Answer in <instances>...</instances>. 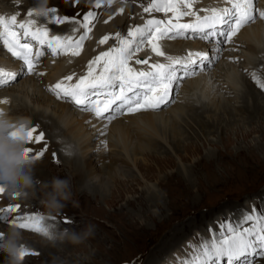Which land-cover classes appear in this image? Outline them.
<instances>
[{"label":"rangeland","instance_id":"obj_1","mask_svg":"<svg viewBox=\"0 0 264 264\" xmlns=\"http://www.w3.org/2000/svg\"><path fill=\"white\" fill-rule=\"evenodd\" d=\"M105 1L108 0H100L103 7H106L103 13L107 11L106 13L108 15L110 12L115 11L119 6L127 8L131 5L125 2H118L111 6H107ZM144 1L148 0H139V2L135 3V11L140 12L142 10V4ZM224 1L221 0V2ZM260 2L261 0H259V4ZM9 3L0 0V14L4 11L3 15H7V13L9 15L11 14L10 12L13 11L12 15L19 13L17 22H23L29 19L27 15H24V13L28 12L24 10V7L32 6L33 8L34 0H10ZM89 3L96 6V0H49L47 8H55L57 10L55 15L61 18L64 17L63 13L72 15L74 13H80V15L83 16L89 9ZM91 12H93V10ZM96 13L97 12H95V16ZM103 13L99 15V17H101L97 18L95 24H89L91 31L87 33V39L83 41L80 50L90 47V43L88 42L99 34V30L102 27L109 24L108 22H110V20L106 19L108 15H103ZM133 13H129V19H132L134 15ZM143 13L145 12L143 11ZM206 13L207 12H202V14ZM170 14L171 13H168L167 15L170 16ZM156 15L166 16L163 12L156 13ZM126 16L127 14L123 15L125 18ZM138 16L140 17L141 14ZM150 16L149 18L154 17L153 14ZM31 18L36 20V26L40 23L46 27H54L47 22H41L40 19H36L34 16ZM191 21H193V19H191ZM78 22L79 23L73 19H68L65 23L57 24L58 28H61L62 25L69 24L74 26L75 30L54 35L64 37L66 36L65 33L68 35V32H71L73 38H76L73 40H78L79 36H82L83 32L85 33V30L79 26L80 23L84 22L83 19L80 18ZM260 23L263 22L260 19H257L254 23L246 25V27H251ZM129 26H127V28H129ZM53 31L56 32L55 30ZM78 32L81 33L76 35ZM115 32L117 33L118 30ZM116 33L106 32L105 35H100L97 39H103L105 36H108V40H110L109 42L112 43L111 39L116 37ZM118 33H121L123 37L124 35H127V32L125 33L121 28ZM236 38L237 40L234 39L231 44H225L223 50L219 53L215 51L216 45L213 40L205 41L199 36L191 35H189V38L187 39H173L174 41H184L186 45L187 43L194 42V44H197L199 47V50L196 49V51H202V49H204V52H209L211 59L206 65L201 66L202 70L201 72H198V76H194L191 79L186 78L182 82L179 88L176 89L174 99L170 105L161 111H166L165 113H168L172 108L179 105L178 100L182 96V91L185 86L189 84L188 82L190 80H193L196 77L210 76L212 72L221 69L223 65H225V62H227L230 67H226L229 72V77L225 74L223 75V71L222 73L217 72L220 76L223 75L222 82L219 81V84L222 83L223 85L220 84V86L223 87L226 85L224 87L226 89L223 88L220 95L225 99L230 98L231 100H235L240 90L245 87V78H243V73L238 67L239 65L243 66L246 63L242 61L244 59L241 60L236 56V58H234L235 60L232 59L234 66H231L229 64L230 61H227L226 56L232 53V55L238 54L239 56L243 55L248 58L249 56L253 57L251 53L247 52L248 49L244 41L242 39L238 40V37ZM165 41L167 43L171 40ZM117 45L118 41L110 46H112L111 48H114ZM146 45L147 44L145 43L141 47L143 50L140 49L137 51L133 58L139 56L141 52H145L144 54H146L149 49L144 50V48L147 47ZM210 45H213L214 47L212 48ZM210 49L211 51H209ZM216 53L220 54L218 58L215 57V55H217ZM224 54H226V56ZM63 57L65 56L60 55L53 60L61 62L63 61ZM213 57L214 60L212 59ZM45 61V59L41 60L43 66L39 68V72L44 74L38 76L35 75L33 77H36L35 85L38 86L39 91L45 96H49L53 94L47 92L48 86L54 85L53 83H50L49 77L53 76L55 71L48 70ZM247 64L252 63L249 61ZM235 65L237 66L235 67ZM64 70H66V68ZM73 73L76 72L74 71L71 74ZM250 73L252 74V71H245L247 77L257 75L256 72L252 75ZM30 76L27 74L25 75V72H22L17 76L16 80L9 83V85L0 86V94H2V92L9 93L10 91H15L16 93L9 98L10 104L7 103V109L5 111L12 118L30 117L29 115H26L27 113L23 114L22 111H20L21 105H23L24 96L28 99L24 98V100H27L31 108H44L43 110L48 113H51L53 109H45L46 107L39 106L36 96L34 95V88L32 87L34 82L31 80ZM256 79L260 80L258 76ZM26 80L27 82L30 80L29 83H31V87L28 88V93L20 88V85H22L23 82H26ZM227 81H232L237 85L236 92H233L231 88H229ZM249 81L253 85L256 84V80L254 79H250ZM68 83H75L74 79ZM211 83H213L212 80ZM214 87L216 86L214 85ZM256 88L260 89L259 86H256ZM210 89L207 95H209L211 97L210 100H212L215 95V93L214 95H211L213 94V86H210ZM261 92L264 94L263 90H261ZM39 97H41L40 94ZM61 101L64 102L66 106H70L69 101ZM193 101L190 98L189 104L194 102L197 104V101ZM232 104L233 107L234 105H237L235 102H232ZM71 107L73 108V106ZM75 109L78 110L77 108H74V111H76ZM183 109L185 110V113L178 120V123L179 125H182L180 126L182 127L181 130H185L182 131L181 135L177 138L178 141L181 140V148L179 151H175L176 148L173 149V145L169 146L164 141V137H167L169 141L168 133L171 128L169 123L157 124L159 126L161 125L162 129L158 127L157 130L150 128L149 131L148 129L138 131L143 139L148 136L160 141L158 136H163V141L160 145H151L150 147L153 149H147V151H144L142 154L133 156V151L129 146L117 141L116 148L111 147L108 140L110 133H107L103 135V141L101 144L100 141L97 140L95 148L86 150L87 152L84 151V154L82 153L77 159L78 162L72 164H70V162L75 158L73 153L71 156L69 153L70 150L67 148L65 149V146L61 145L60 141H58L60 139L59 137L57 139L53 135L54 139H56L55 141L50 137L56 145L60 144L63 146V154L66 152V154L68 155L69 153L70 156H68V161L65 160V158V161H63L62 158L58 159V153L56 149H53L55 150L54 154L45 155L41 158V162H43L46 168V177L39 176L38 178L41 181H45L50 180L54 176H60V174L63 173L60 177H68L72 183L71 200L67 202V206L61 211L52 213H49L48 210L41 205L38 197H22L17 199L9 197L10 202L7 203V206L12 207L17 204L20 206L23 205V207H21L22 214L19 213L18 218L23 219L24 223L30 222H25V217L44 215L47 219L46 223L50 226L57 227L54 224L56 222V224L60 226L59 228H68L80 232L86 226L92 225L94 226V232L80 244H71L67 241H57L58 243H61L60 249H62L63 245L71 246H68L67 249L62 250L61 252L59 251L57 256L53 255L51 258L49 250L43 248L44 243L42 242H49L54 247L56 244L50 242L41 233L34 232L30 228H20L18 227L19 223H16L18 230L22 234V243L27 248L26 255L22 258L24 259V263H22L168 264V262H170V264H179V259H186L190 254L189 245L195 244L197 240L211 239L213 235H219L221 221L228 222L230 220L236 222L243 213L251 212L253 208L258 212L264 211V121L261 120L259 121L260 123L254 126L260 128L261 132H254L247 139L244 136V133L248 130H252L251 126L249 127L248 124H244L243 122L229 124L227 120L224 121L218 119L219 123H210L212 127L211 130L208 129V131L204 127L201 128L200 124L198 125V122H189L188 118L191 116V112L185 107H183ZM13 110H15V112H12ZM161 111L153 112L161 113ZM79 112L84 115L90 114V112L85 111H78V113ZM227 112L230 111L227 110ZM78 113L75 114V112H72L73 115H77ZM185 115L187 117H185ZM121 116L122 115H118L116 118H121ZM184 118L186 119L184 120ZM219 118H223V114ZM215 119L217 118L214 117V120ZM237 119H240V116ZM40 125V122H37V128H39ZM183 125H185V127H183ZM41 129L44 133H48V135L49 133L51 134V131L46 129L43 124ZM180 137H182V139ZM171 141H173L172 138ZM98 142L99 144H97ZM192 145H194L198 151H190L188 147ZM121 147L123 148L121 149ZM124 149L128 150L127 152L130 153V155H127V152L124 151ZM148 154L155 155L154 157H156V159L149 157ZM82 155L87 157L89 161L91 160V168L94 169L96 175L100 174L99 171L101 169H105L108 165L113 164L114 168L112 170L117 173L119 181H113V179L109 180L108 175L106 176L105 174L107 184L103 194H99V196L95 197V193L93 194V192L86 189L84 191V188L82 187H85L86 182H79V179L87 172ZM166 158H171L174 164H169L168 166L163 167L160 164V160ZM157 159L159 161H157ZM61 162L63 163V165L61 164V168L63 169L55 170V166H59L58 164ZM66 163H68V167L66 166ZM79 168H83L84 171L80 172L78 170ZM75 169H77V173L74 171ZM107 170H109V168ZM120 182H122L124 186H122ZM132 184H134L136 188L135 192L129 191V186ZM149 193L158 195L161 198L160 201L155 203L154 201H149ZM144 197L146 198V202L142 203ZM19 200L20 203L16 202ZM157 204L161 206L162 209H158ZM4 224H6L4 221H0V229ZM168 244H170V246ZM167 247L169 248L168 250ZM155 248H159V250L156 252ZM179 251H181V254L179 255L181 257L178 260H174V256L176 257L178 255L177 252ZM171 252L173 253L172 256L167 258L168 254ZM183 254L185 255L182 256ZM1 256L4 257L2 252H0V257ZM56 257H58V260H56ZM254 264H264V258H256Z\"/></svg>","mask_w":264,"mask_h":264},{"label":"snow or ice","instance_id":"obj_2","mask_svg":"<svg viewBox=\"0 0 264 264\" xmlns=\"http://www.w3.org/2000/svg\"><path fill=\"white\" fill-rule=\"evenodd\" d=\"M112 0H108L110 4ZM196 0H150L143 8L145 13H171L167 19L149 18L142 26H136L127 32L126 37L116 34L118 45L109 51L102 52L88 64L87 73L80 76L75 83H68L73 76L64 77L54 85L48 86V91L57 99L69 101L74 107L93 113L101 120L111 121L117 115L136 113L140 111H161L168 107L174 99L177 88L186 78L197 75V70L206 65L211 59L209 52H188L183 57L165 56L160 41L173 39H187L189 35H197L202 40H214L215 51L223 50L224 44L232 43L233 37L240 30L257 19L264 20V10L255 8L253 0H225L230 7L202 9L208 14L201 16L192 10ZM96 7H100V0H96ZM186 9V10H185ZM55 8H47L39 13L31 9L27 12L29 19L17 23L19 13L10 17L0 16V43L11 55L23 62L22 72L43 75L37 72L36 66L44 56L42 47L46 46L50 54H80L83 41L91 31L89 24L95 17L94 12H88L83 17L80 27L85 30L78 40L69 36L53 35L49 37L47 27L36 26V20L31 17L49 16L48 23L62 24L67 17L55 15ZM123 11V9H121ZM193 17L190 23H182L183 17ZM79 23V22H77ZM222 39H216L217 37ZM24 40L22 43L21 40ZM109 39L105 36L99 41L104 44ZM40 47L33 54V44ZM151 47V51L158 57H165L167 63H153L150 70L138 71L129 65L134 54L144 44ZM211 51V49L209 50ZM136 64L148 65V59H137ZM97 73V66H101ZM17 73L0 68V86H6L15 81ZM257 85L264 89V82L256 79ZM103 96V100L94 97ZM6 103V101H0ZM25 155L36 161L49 151L43 131L30 128L25 135ZM42 145L33 149L27 145ZM31 154V155H30ZM0 193L3 188L0 187ZM17 204L0 212L14 213L18 211ZM3 218V217H0ZM29 223H21L20 228H30L41 233L38 216L25 217ZM247 225V226H246ZM189 255L186 259H179V264H254L256 258H264V211L255 208L251 212L241 215L238 221L220 222L219 235L211 239L197 240L189 245ZM26 253L22 252V258Z\"/></svg>","mask_w":264,"mask_h":264},{"label":"bare ground","instance_id":"obj_3","mask_svg":"<svg viewBox=\"0 0 264 264\" xmlns=\"http://www.w3.org/2000/svg\"><path fill=\"white\" fill-rule=\"evenodd\" d=\"M4 1H7L8 3L10 2V0H4ZM262 1L264 3V0H262ZM89 5L92 6L91 11L93 10L94 13L97 12L96 15L97 14L99 15L100 12L102 11V8H100V7H96L95 5L93 6L90 3H89ZM256 6H257V3H256ZM224 7H230V5H228L227 3H221V2H219V5H217L216 3L213 2V3H208L206 5H203L200 9L201 10L202 9H211V8H218L219 9V8H224ZM24 8H25L24 10L29 11V10H31L32 6L24 7ZM262 10H264V5L262 7ZM12 12H10L11 14H9V15H12ZM114 12L115 11H112L109 14V15H111L109 24L102 27L99 30V34L94 39H92L90 42H88V43H90V47H88L86 49L83 48V50H80V54L78 56L74 57L69 52V53H67V55L62 54L65 56L62 58L63 59V61H61L62 63L54 61L53 59H55V58L53 56H51L50 61H47V60L45 61V64H46V67L48 68V70L55 71V74L53 75V73H52L53 76L50 75L51 77H49V81L51 84L52 83L55 84V83L61 81L64 77L72 75L71 73L74 71L79 75V77L85 75L87 73V70H88L89 62L92 61L95 57L99 56L102 52L109 51L112 47L110 45H114V42H117L116 39H113V40H111L112 43L105 42L104 44H101V43H99V41L101 39H97L100 35H105L106 32H114V34H115L116 33L115 31L118 30V32H119V29L122 27L123 24H125L126 27L130 25L129 28L139 26V20H140L141 16L140 17L138 16V18L137 17L135 18L134 24H130V23H128L129 22V18H128L129 14H127V16L125 18V17H123V15H125L124 14L125 11H121L119 14H114ZM202 12H205V11H201V13ZM15 13H17V12H15ZM133 14H136V12ZM139 14H141V13H139ZM0 15H2V14H0ZM7 15H8V13H7ZM34 17L36 19H40L41 22H47V23H48V20L50 18L49 16H39L38 17L35 15H34ZM157 19H164V17L157 18ZM191 19H194V18L190 17L188 22H190ZM143 21L141 20L140 22H143ZM261 21L263 23L255 24L251 27L244 26L245 28L243 27L239 32L240 36L238 35V40L242 39L244 41V43L246 44L247 49H248L247 52L251 53L253 55V57L249 56V58H248V57H245L243 55L239 56L238 54L232 55V53L228 54L227 56H226V54H224L226 56L227 61H230L229 64L231 66H234L232 61L235 60L234 58H236V56H238L237 58H239L241 60L244 59L242 61H244V63H246L243 66L239 65V67H238V69L241 70V72L243 73V78H245V87L242 90H240L238 95L236 94L237 97L235 96L236 97L235 100H231L230 98L225 99L224 97H222L220 95V93L222 92L223 88L226 85L223 87L220 86V84L221 85H223V84L222 83L219 84V81L222 80V76L224 74L227 77H229V72L227 71V68L229 66H228V63L224 61L226 66L223 65V67L221 69H219V70L217 69L215 72H212V74L210 76L204 75L205 77H196L195 79L190 80L191 78H193V77H191L190 79H188V80H190L189 82L187 81L189 84L186 85L182 91V96L178 100L179 105L175 106V108H172V110H170L168 113H165L166 111L165 112L161 111V113H156V112L147 110V111H140V112H138V114H135V115L134 114L130 115V116L122 115L123 117L121 116V118H115L111 121L101 120V119L96 118L93 113L84 115L81 112L78 113V111H82L78 108H77L78 110L75 109L76 111H74V108H76V107H74L71 102H69L70 106H66L64 104V102H62L60 99H57L54 95L45 96L41 91H39L38 86L35 85L36 84V79H35L36 77H33V76H35L33 74L30 77H31V80L34 82L32 87L34 88V90H33L34 95L36 96V100H37L39 106L46 107L45 109H50V108H53V109H52L51 113H48L47 111L43 110L44 108L43 109H37L34 107L31 108L29 106V103L27 102L28 99L24 96V98L27 100H24V98H23V105H21L20 111H22L23 114L27 113L26 115L30 116L29 118H30L31 122L29 125V129L32 127L37 128V122H40L41 125L39 128H37L38 131H42V129H41L42 124L45 126L46 129L51 131V134L49 133V135H48V133H45L46 145H44V146H47V148L49 149V151L45 155H50L52 153L54 154L55 150H53V149H56V151L58 153V159L62 158L63 161H65V160L68 161V156H70L69 153L71 154V156L73 153L75 158L73 161L70 162V164L78 162L77 159L81 156V154L84 151L87 152L86 150H90L92 148H95L97 140H99L100 144H101V142L103 141V135H105L107 133H110L108 140H109L111 147L116 148V146H117L116 141L124 143L125 145L129 146L132 149L133 156H137L138 154H142V153H144V151H147V149H153L150 146L151 145H154V146L160 145L163 141V136H160V135L158 136L160 141H157L153 137H148V136H146V138L143 139V138H141V134L138 131L145 130V129H148V131H149L150 128L157 130L158 127L161 128V125L160 126L157 125L160 123H164V124L169 123V126L171 127L169 129V133H168L169 141H168L167 137H164V139H165L164 141L169 146L173 145L172 148L173 149L176 148L175 151H179V149L181 148V143H180L181 140L178 141L177 138L181 135L182 131L185 130L184 128H183L184 130H181L182 127H180V126H182V125H179V123H178L179 122L178 120L185 113V110L183 109V107H185L186 109H188L191 112L190 113L191 116H189V118H188L189 122L190 121L198 122V125L200 124L201 128L204 127L206 130H208V129L211 130L212 125L210 123H215V122L219 123V120H224V121L227 120V122L229 124H236L238 122H243L244 124H248V126L249 127L251 126V128H252L251 131L248 130L247 132L244 133V136L248 139V137L251 134H253L254 132H258V133L261 132L260 128H257L254 126L257 125L258 123H260L259 121H261V120L264 121V94H263V92H261V90L264 91V89L256 88V86H258L257 83L255 85H253L249 81L250 79H253V76H251V75L254 72H256L257 75L255 77L257 78V76H258L260 79L259 81L264 82V48L256 47L249 39L250 33H255L256 37L258 39L264 40V20H261ZM181 22L186 23L187 21L181 20ZM51 25L54 26L53 27L54 29H57L58 31H60L62 33L70 31V30H75V27L71 26L69 24H65V25L61 26V28L57 27L58 26L57 23H51ZM123 31H125V33L127 32L126 30H123ZM79 33H81V32H78L76 35H78ZM70 34H72V33L68 32V35H70ZM65 35L68 36L66 33H65ZM82 35H84V32L82 33ZM120 35H122V34L120 33ZM122 37H123V35H122ZM124 37H126V35H124ZM79 38H80V36H79ZM235 39L237 40V38H235ZM109 43H110V45H109ZM160 44L162 46V50L165 53V56L183 57V56H186L187 53L190 51L191 52H197L196 49L199 50V47L197 46V44H194V42L193 43H187V45H186V43L184 41H174V40L172 41L171 40V41L166 43L165 40H162V41H160ZM213 45H214V43H213ZM213 45H210V46L213 48L214 47ZM146 46L149 47L147 53L146 54H144L145 52L144 53L141 52V53L149 61L148 70H150L149 65H151L153 63H167L165 57L156 56L151 51L150 45L147 44ZM147 47H145L144 50ZM229 48H231V47H229ZM232 48H234V47H232ZM141 50H143V48H141ZM200 52H204V49H202V51H200ZM247 52H246V54H247ZM218 56H220V54L215 55V57H217V58H218ZM221 56H223V55H221ZM212 59L214 60V57ZM159 60L162 62H160ZM249 61L252 64H247ZM236 66L237 65H235V67ZM22 67L23 66L17 60L11 59L6 54V52L0 48V68H3L9 72H15V73H17V76H19L22 73V71H21ZM101 67H102V65L97 66V73H99ZM65 68H66V70H64ZM137 68L139 70L140 66H137ZM143 69H145V68L143 67ZM201 70L202 69H198L197 74H198V72H201ZM247 70L252 71V74L250 73L251 77H247L245 75V71H247ZM204 71H205V69H204ZM222 71H223V75L220 76V74H218V73H220V72L222 73ZM206 74H207V72H206ZM36 76H38V75H36ZM195 76H198V75H195ZM227 79H229V78H227ZM211 80L213 83H211ZM29 81L27 82V80H26V82H23L22 85H20L21 87L19 86L20 88L24 89V91H26L27 93L29 92L28 88L31 87V85H30L31 83H29ZM227 83L229 84L228 86H229V88H231V90L233 92L237 91V85L234 82L227 81ZM214 85L216 87H214ZM210 86L211 87L213 86V88H214L213 94H211V95H214V93H215L212 100H210L211 97L209 95H207V93L210 89ZM224 89H226V88H224ZM3 91H5V90H3ZM47 92H49V91L47 90ZM15 94H16L15 91H10L9 93L2 92V94H0V101H6V103H0V111H4V112L6 111L8 98L14 96ZM39 94L41 97H39ZM190 98L192 99V101L193 100L197 101V104L194 101H193L194 103L189 104ZM63 101H65V100H63ZM232 102L237 103V105H234V107H233ZM71 106H73V108ZM227 110H229L230 112H227ZM12 112H15V110H13ZM72 112H75V114L76 113H78V114L73 115ZM222 114H223V118L220 119L219 117ZM239 116H240V119H237ZM185 117H187V116L185 115ZM214 117L217 119L214 120ZM185 119L186 118H184V120ZM183 127H185V125H183ZM187 129H189V128H187ZM199 131H201V130H199ZM53 135L57 139H58V137L60 138L58 141H60L61 145L65 146V149L67 148L68 150H70L69 153L67 152L68 155L66 154V152L63 154V151H64L63 146H61L60 144L56 145V143H54L51 140V138L54 141L56 140V139H54ZM144 137H145V135H144ZM171 138L173 139V141H171ZM180 138L182 139V137H180ZM97 144H99V142ZM24 146H26V145L24 144ZM27 146L32 147L33 149H39L40 147H42V145H35V144H29ZM60 147H61V149H60ZM122 148L123 147H121V149ZM188 149L190 151H195V152L197 150L196 147H194V145L189 146ZM124 151L127 152L128 150L124 149ZM127 155H130V153L127 152ZM148 156L156 159V157H154L155 155L148 154ZM64 158H65V160H64ZM82 158H83V162L86 165L87 172L84 176H82L79 179V182H81V183L86 182L85 187H82V188H84V191H85V189L89 190V191L93 192V194L95 193V197H97V196H99V194H103L105 192V186L107 184L106 183L107 179L105 177L107 175H108L109 180H111V179H113V181L118 180L117 173L114 172V170H112L114 168L113 164L108 165V167L105 169H101L99 171L100 174L96 175V172L94 171V169L91 168V160L89 161V159L87 157H84L83 155H82ZM157 161H159V160L157 159ZM58 162H60V161H58ZM62 162L60 164H58L59 166H55L54 169L55 170L63 169V168H61V164L63 165ZM160 162H161L160 164L163 167L168 166L169 164L170 165L174 164V162L171 158H166V159L160 160ZM66 164H67L66 166L68 167V163H66ZM55 165H57V164H55ZM57 168H60V169H57ZM108 168H109V170H107ZM76 170L77 169H75L74 171L76 172ZM78 170L80 172L84 171L83 168H79ZM45 172H46V168H45V165L43 164V162H41V159L36 161V166H35L36 176L37 177H39V176H45L46 177ZM49 174H51V173H49ZM61 174H63V173H61ZM61 174H60V176H61ZM105 174H106V176H105ZM72 177H74V176H72ZM94 180H96V181H94ZM120 184L122 186H124L122 182H120ZM117 186H118V184H117ZM135 190H136V188H135L134 184L129 186V191L135 192ZM81 193H83V192H81ZM155 195L156 194H154V193H149V196H148V199H150L149 201H154V203L159 202L161 198L158 195H156V196ZM9 202H10L9 196L6 193H0V208H3V209L8 208L7 203H9ZM16 202L20 203V200L16 201ZM143 202H146L145 197L143 198L142 203ZM21 207H23V205H21L20 208L18 209L19 212L18 211L14 212V213L0 212V217H3V218H0V221H4L6 223V224H4V226L1 227L0 231L6 230L8 228V226L10 225V223L13 221L15 223H19V224L24 223L23 219L18 218L19 213L22 214V208ZM157 208L162 209V207L159 205L157 206ZM44 214H46V213H44ZM39 216H44V215H39ZM25 222H27V221H25ZM54 224L58 228L60 227L58 224H56V222ZM57 241L53 242L54 244H56L55 247L52 246L49 242H46V243L42 242V243H44L43 248L46 250L47 249L49 250V255L51 258L53 257V255L57 256V253L59 251L61 252L62 250L67 249L68 246H71V245H68V246L63 245L62 249H60L61 243H58ZM168 245L170 246V244H168ZM184 245H186V244H184ZM178 247H180V246H178ZM155 249H156V252L159 250V248H155ZM168 249L169 248L167 247V250ZM177 251H178V249H177ZM172 254H173L172 252L170 254H168L167 258L171 257ZM177 254L178 255L176 257L174 256V260L181 257V256H179L181 254V251L177 252ZM184 255L185 254H183L182 256H184ZM35 259H36V257H35ZM161 259H164V258H161ZM56 260H58V257H56ZM4 261H5V257L1 256L0 257V264H4ZM22 262L24 263V259H22ZM25 264H27V263H25ZM168 264H170V262H168Z\"/></svg>","mask_w":264,"mask_h":264},{"label":"clouds","instance_id":"obj_4","mask_svg":"<svg viewBox=\"0 0 264 264\" xmlns=\"http://www.w3.org/2000/svg\"><path fill=\"white\" fill-rule=\"evenodd\" d=\"M49 0H34L32 10L43 13ZM250 41L258 48H264V40L250 33ZM30 118H12L0 111V187L10 198H39L41 205L49 213L59 212L67 206L72 197V183L67 177L54 176L41 181L35 174V159L25 155V135L29 130ZM41 234L50 242L67 241L80 244L94 232L88 225L80 232L68 228H58L46 223L44 216H38ZM0 252L6 258L4 264H22L21 253L27 252L22 243V234L16 223H10L6 230L0 231Z\"/></svg>","mask_w":264,"mask_h":264}]
</instances>
